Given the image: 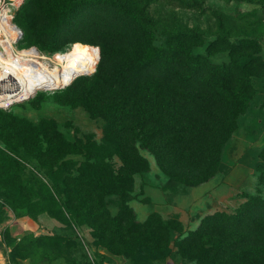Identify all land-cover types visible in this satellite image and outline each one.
<instances>
[{"label": "trees", "instance_id": "obj_1", "mask_svg": "<svg viewBox=\"0 0 264 264\" xmlns=\"http://www.w3.org/2000/svg\"><path fill=\"white\" fill-rule=\"evenodd\" d=\"M177 1L180 6H191ZM234 1L264 7V0ZM77 2L26 0L17 9L15 23L23 31L21 44L24 47L20 49L31 47L27 44L32 40L41 49L51 52L74 42L100 47L96 73L83 82L91 88L85 96H76L74 100L83 99L91 116L103 120V143L96 146L90 137L85 142H68L53 131L60 139L51 137L47 152H41L36 146L39 151L32 157L41 161L44 168L50 169L48 171L62 160L66 173L53 187L42 184L39 190L20 184L28 179L8 170L10 164L18 165V162L0 151L4 159L0 164V221L7 207L16 217L37 220L46 215L66 224L72 234V226L85 224L91 229L95 246L138 264L142 256H158L167 250L173 227L164 224L156 214L136 224L132 211L125 204L116 216H112L104 204V198L112 194L126 197V192L132 189L133 173L143 169L144 161L137 154L135 143L157 155L161 167L166 170L180 173L185 168H193L200 174L210 175V167L219 163L222 146L236 130L238 117L245 113L255 95L252 79L264 77V63L253 56L259 49L254 39L231 44L221 26L217 39L207 51H228L229 60L214 64L207 56L192 55L193 47L205 43L201 31L157 22L148 12L147 0L142 8L137 1L129 6L121 4L120 13L135 33L147 36L150 41L159 36L163 44L152 50V57L136 68L111 70V51L115 50L119 37L100 34L101 38L89 39L94 32L84 29L85 24L98 14L82 9ZM259 17L262 18L258 15L255 19ZM83 35L85 37H81ZM39 126H34L37 133ZM11 127L18 129L17 122L0 110V135L7 144L12 140L17 142L21 134L19 131L14 134ZM123 144L124 150H128L124 156L118 152L123 166L114 174L107 160L110 161L113 151H117L116 146ZM172 148L183 157H178ZM72 154L84 158L75 173L71 170L75 163L63 160ZM8 175L10 181L5 183ZM262 177L264 181V175ZM246 207L244 212L230 217L214 214L197 229L183 235L179 244L181 254L197 257L203 264L206 261L208 264H264V200L257 204L253 200ZM3 237L11 247L9 264H40L59 258L66 259L69 264L75 262L69 258L75 242L59 233L37 237L25 234L15 239L5 230Z\"/></svg>", "mask_w": 264, "mask_h": 264}, {"label": "rangeland", "instance_id": "obj_2", "mask_svg": "<svg viewBox=\"0 0 264 264\" xmlns=\"http://www.w3.org/2000/svg\"><path fill=\"white\" fill-rule=\"evenodd\" d=\"M134 1L138 2L139 8L147 3V0H78L79 3L77 2L82 9L98 14L85 24L84 29L90 28V32H94L95 35L89 34V39L101 38L100 34L102 36L116 34L119 37L115 50L111 51V70L136 68L152 57V50L163 44V39L159 36L154 41H150L147 36L141 37L138 32L135 33L129 21L120 13L121 4L129 6ZM182 1L191 6H180L177 0H148V12L154 20L165 26L201 31L205 43L201 47H193L190 50L192 55L207 56L214 64L227 62L228 51L216 53L207 51L208 46L213 45L217 39L221 26L225 28V34L231 44L254 39L259 49L253 56L264 63V7H260L259 4L236 3L234 0ZM16 13L17 10L14 22ZM258 15L262 18L255 19ZM31 27L34 28V25ZM32 41L27 45L35 47L40 56L49 59V62L56 53L65 52L73 46V44H67L56 52H51L41 49L36 41ZM15 47L20 49L24 45L20 40ZM96 47L99 49V58L90 74L78 76L60 89L38 90L27 99L7 108H0L17 122L18 129L11 127L14 134L18 131L21 133L17 142L12 140L8 144L1 139L3 137L0 135V151L18 162V165L10 164L8 170L15 175L20 174L21 178L28 179V182L23 181L20 184L35 190L36 188L39 190L42 184L53 187L54 182L58 183L66 173L62 160L48 171L50 169L44 168L41 161L32 157L39 151L35 149L36 146L41 152H47L51 147L48 144L51 137L68 142L77 140L85 142L86 138L90 137L96 146H101L103 143L105 135L103 120L100 117L91 116L83 99L74 100V98L85 96L91 88L83 85V82H87L86 77L96 73L100 60V47L98 45ZM252 80L255 95L250 100L245 113L238 117L236 130L230 134L222 146L219 163L210 167V175L200 174L193 168H185L180 173L172 169L166 170L161 167L157 155L135 143L137 154L144 161L141 165L143 169L133 173L132 189L126 192V197L112 194L104 198V204L112 216L118 215L121 205L125 204L132 211L136 224H142L149 215L156 214L164 224L167 223L173 227L170 229L167 250L158 253V256L147 254L149 251H145L147 255L138 259V264H203L197 260V257L181 254L179 244L183 235L186 236L197 229L203 221L214 214L223 213L230 217L244 212L251 201L254 200L257 204L264 200L262 179L264 175V77ZM76 85L81 86L74 88ZM76 101L79 105L69 103ZM37 125H40L39 133L34 130V126ZM53 131L59 134L60 138L56 137ZM123 146L124 144L116 146L117 151H113L115 153L111 155L110 161L107 160L114 174L123 166L117 155L118 152L123 156L126 154L128 149L124 150ZM172 149L176 152L174 148ZM176 153L178 157H183L182 153ZM63 160H71L75 163L71 167L72 172L75 173V169L84 158L81 155L72 154L67 155ZM3 161L4 159L0 157V164ZM45 161L49 162L47 158ZM7 167L8 164H5L4 168ZM4 180L8 183L10 175ZM3 212L4 218L0 221V264L10 263L8 258L11 247L7 246L4 240L5 230H9L11 237L15 239L25 234L37 237L59 233L76 244L73 253L69 256L70 260L75 261L74 264L85 262L86 264H133L123 256L113 255L105 248L95 246L91 229L85 224L72 223L71 225H74L71 229L74 232L72 234L69 229L67 230L66 224L57 222L46 215L33 220L28 216L16 217L15 213L7 207L3 209ZM26 220L31 225H28ZM52 260L54 261L46 260L40 264H69L66 259ZM24 263L29 262L22 264ZM205 264H208V261Z\"/></svg>", "mask_w": 264, "mask_h": 264}, {"label": "bare ground", "instance_id": "obj_3", "mask_svg": "<svg viewBox=\"0 0 264 264\" xmlns=\"http://www.w3.org/2000/svg\"><path fill=\"white\" fill-rule=\"evenodd\" d=\"M98 52L94 45L75 42L65 52L56 53L49 62L34 47L18 49L16 57L10 60L16 69L11 68L5 76L11 82H6L10 84L8 88L12 89L0 93V107L7 108L38 90H54L78 76L90 74L96 66Z\"/></svg>", "mask_w": 264, "mask_h": 264}, {"label": "built area", "instance_id": "obj_4", "mask_svg": "<svg viewBox=\"0 0 264 264\" xmlns=\"http://www.w3.org/2000/svg\"><path fill=\"white\" fill-rule=\"evenodd\" d=\"M26 0H0V93L8 92L11 83L6 76L8 70L16 69L10 60L16 57L15 44L23 38L22 30L14 22L15 11ZM22 50V49H21ZM37 50V49H36ZM11 63V64H10Z\"/></svg>", "mask_w": 264, "mask_h": 264}, {"label": "crops", "instance_id": "obj_5", "mask_svg": "<svg viewBox=\"0 0 264 264\" xmlns=\"http://www.w3.org/2000/svg\"><path fill=\"white\" fill-rule=\"evenodd\" d=\"M23 219H24V218H23ZM24 221H25V220H24ZM26 223H27L28 225H31V223H30L29 221H27V220H26Z\"/></svg>", "mask_w": 264, "mask_h": 264}, {"label": "water", "instance_id": "obj_6", "mask_svg": "<svg viewBox=\"0 0 264 264\" xmlns=\"http://www.w3.org/2000/svg\"><path fill=\"white\" fill-rule=\"evenodd\" d=\"M34 48H35V47H34ZM35 49H36V48H35ZM98 58H99V57H98ZM63 86H65V85H63ZM63 86H61V87H59V88H55V89H60V88H62ZM55 89H54V90H55ZM0 108H1V107H0Z\"/></svg>", "mask_w": 264, "mask_h": 264}]
</instances>
